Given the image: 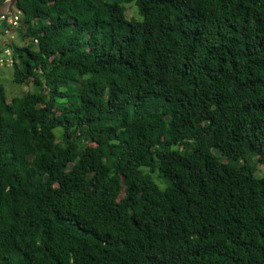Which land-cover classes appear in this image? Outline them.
I'll use <instances>...</instances> for the list:
<instances>
[{
  "label": "trees",
  "instance_id": "obj_1",
  "mask_svg": "<svg viewBox=\"0 0 264 264\" xmlns=\"http://www.w3.org/2000/svg\"><path fill=\"white\" fill-rule=\"evenodd\" d=\"M6 31L0 264H264V0H18Z\"/></svg>",
  "mask_w": 264,
  "mask_h": 264
},
{
  "label": "rangeland",
  "instance_id": "obj_2",
  "mask_svg": "<svg viewBox=\"0 0 264 264\" xmlns=\"http://www.w3.org/2000/svg\"><path fill=\"white\" fill-rule=\"evenodd\" d=\"M107 2L113 3L117 0H106ZM125 8V18L126 20H134V21H140L141 18L138 15L137 7L134 3L129 4H123ZM21 30V29H19ZM20 32L15 33V41L13 42L14 45L22 46L25 45V41L20 40L19 34ZM8 40L6 38H3L2 41ZM1 58H4L3 55H1ZM13 79V70L12 66H8V64L0 63V84L3 85L5 90V95L7 99H11L14 97H20L24 92H27L29 90V87L26 85H17L12 82ZM61 133L60 129L55 130V136L56 138L59 137ZM254 163V162H253ZM144 173H148L150 175L151 180L158 186L159 189L164 190L165 183L163 179L159 176L158 172L149 173L147 169H142ZM255 175L261 178L262 184H264V165L255 164Z\"/></svg>",
  "mask_w": 264,
  "mask_h": 264
},
{
  "label": "built area",
  "instance_id": "obj_3",
  "mask_svg": "<svg viewBox=\"0 0 264 264\" xmlns=\"http://www.w3.org/2000/svg\"><path fill=\"white\" fill-rule=\"evenodd\" d=\"M20 14L21 13L19 11H17L16 14L12 18H10L8 20L9 25H12V26L16 27L17 24H18V21L21 19ZM3 18L4 17L0 18V20L3 19ZM15 36H16L15 33L13 35V34H9L8 31L5 32L4 38L8 39V40H6L7 47H5V43H3L1 45L2 46L1 50H2L3 54L6 57L5 58H1L0 57V63L1 64L6 63V64H8V66H10L9 64H10V61H11L12 51H11V49L9 47V44L15 39ZM2 39L3 38H0V40H2ZM35 43H36V41H35Z\"/></svg>",
  "mask_w": 264,
  "mask_h": 264
},
{
  "label": "water",
  "instance_id": "obj_4",
  "mask_svg": "<svg viewBox=\"0 0 264 264\" xmlns=\"http://www.w3.org/2000/svg\"><path fill=\"white\" fill-rule=\"evenodd\" d=\"M17 1L18 0H5L0 3V18L11 15Z\"/></svg>",
  "mask_w": 264,
  "mask_h": 264
}]
</instances>
